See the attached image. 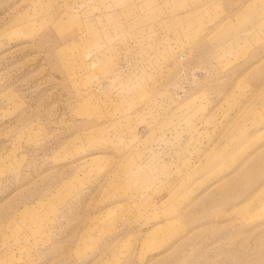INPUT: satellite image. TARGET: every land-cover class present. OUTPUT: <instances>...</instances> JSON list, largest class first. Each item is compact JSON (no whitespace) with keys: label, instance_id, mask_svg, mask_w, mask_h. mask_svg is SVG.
<instances>
[{"label":"rangeland","instance_id":"374dc122","mask_svg":"<svg viewBox=\"0 0 264 264\" xmlns=\"http://www.w3.org/2000/svg\"><path fill=\"white\" fill-rule=\"evenodd\" d=\"M0 264H264V0H0Z\"/></svg>","mask_w":264,"mask_h":264}]
</instances>
